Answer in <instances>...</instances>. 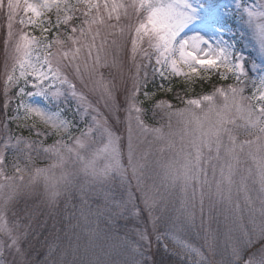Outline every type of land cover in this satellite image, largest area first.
Masks as SVG:
<instances>
[{
	"label": "snow or ice",
	"instance_id": "obj_1",
	"mask_svg": "<svg viewBox=\"0 0 264 264\" xmlns=\"http://www.w3.org/2000/svg\"><path fill=\"white\" fill-rule=\"evenodd\" d=\"M0 12V264H76L71 242L44 259L36 245L65 213L86 219L90 200L124 234L114 264H264V0H0ZM213 72L234 83L175 91ZM137 131L170 154L155 161L160 184L145 183ZM41 153L50 162L37 167Z\"/></svg>",
	"mask_w": 264,
	"mask_h": 264
},
{
	"label": "rangeland",
	"instance_id": "obj_2",
	"mask_svg": "<svg viewBox=\"0 0 264 264\" xmlns=\"http://www.w3.org/2000/svg\"><path fill=\"white\" fill-rule=\"evenodd\" d=\"M21 15H23V13H21ZM53 19H55L54 14H53ZM121 23L124 24V25H127L129 23H133L134 24L135 23V17L133 16L131 20H127V19L122 20ZM18 27H19V25H18ZM35 34L38 35L39 33L36 32ZM123 41L127 42V49H128V51L130 53L131 42H130V36L127 33V31L125 32V36L123 37ZM144 46L146 47L147 45L145 44ZM249 51H252L250 45L245 48L246 54ZM253 55H255L254 51H253ZM137 59L139 61L140 58L137 57ZM153 63H154V59H153ZM128 64L130 66L131 61H129ZM184 70L187 71L186 68ZM127 72H128V69L126 67L125 68V73L127 74ZM107 74H108L107 71H105V75L106 76H107ZM0 75L3 78V82H4V79H5V76H4V63L0 67ZM201 75L206 77L205 79H209L210 76H216L217 79L220 78L214 72L213 73H201ZM157 77L159 78V76H157ZM205 79H203V80H205ZM159 80H160V78H159ZM175 82L183 84L184 83L183 77H180V78H178V79L173 81V83H175ZM159 83H162V81L160 80ZM159 83H157V85ZM227 83H234V80L233 79H229V80H227L226 84ZM196 84H199V82L198 83L195 82L193 85L188 86V89L186 91V92H188L187 96H186V93H185L186 98H199L200 96H202L204 94L211 93L213 91V88L212 89L210 88L206 92L198 90L197 87L195 86ZM78 87H79V84H78ZM165 87H167V83L166 82H165ZM2 90H3V85H2L1 78H0V95L2 94ZM176 92H178L180 94V92L178 90H176ZM90 99H94V97H90ZM141 99H142V97H141ZM31 100L33 102H40L41 98L40 97H33V98H31ZM217 102L218 103L220 102L219 98H217ZM173 103L175 104L176 107H179V108H183L184 107L183 103L180 104V103H178L176 101H174ZM12 107L14 108L15 105L13 104ZM156 113L159 115L158 116V122L154 121L153 124L149 123V125L153 126V127H161V126H163L164 131L167 132L168 131V128H167L168 118H167V116L163 115L159 111H157ZM12 114H14V113H12ZM172 123H173L174 126L176 125V118L175 117L173 118ZM12 127L15 128V125H12ZM119 127L121 129V132L125 135V147H124V153L125 154H124V158H123V163H124L125 166H127L126 132H124V125H120ZM51 143H49V144H51ZM163 146H164L163 143L160 142V141H157L154 138V136L152 134H150V133H139L138 131L134 132V147L136 148L137 156H140V155H142L144 153H148L149 154L148 155V160L150 162V167H149V169L146 172V179H145V183L148 184V185H151L154 181L157 184L161 183V178H160L161 170L157 166L155 161L158 160V159L162 161V160L166 159L168 157V155H170L167 152H165V153H161L160 152V149ZM42 162L43 163L42 164L40 163L39 165H37V167H43V166L47 165L50 161L47 158H45V160H43ZM129 175H131L130 172H129ZM132 187H133V190H135V180L132 181ZM38 191L40 193L43 192V183L42 182L38 185ZM161 191H163V189H161ZM137 195H139V193H137ZM23 203H24V201L21 200L20 201V205L23 206ZM89 203L92 204L93 202L90 200ZM208 203H209V201L206 199L205 200L206 208L208 206ZM177 206H178V200H177ZM95 208H96V205H95V203H93L92 208H91V213H95ZM84 213H85L86 219L84 217L80 216V212L79 211L76 213L77 217H80L79 220H77L75 218H73L71 220H68L67 219L68 213H65V219H64L65 224H63V228L61 230L57 229L56 232L58 233L60 231V232H65L67 234H61V235H58V238H54L53 235H51L49 233H45V235L48 236V241H46L45 243L49 245V243L53 241V244H54L53 248H54L55 251H57V253H59V251L61 249H67L69 243L71 242V244L73 245V249L69 250V254L65 258L67 262H71L73 260L74 256L78 255L77 251L75 250L76 249V244H80L78 241L84 242L86 239H88L91 236V231H92L93 228H95V229L99 228V226H98L99 225V217H97L94 214H91L89 212V209H87V208L84 209ZM219 220H220L221 230L223 231V227H224V223H225L224 216L221 215L219 217ZM197 223H199V209H198V206H197ZM213 227H216V225L214 224ZM65 235H67V236H65ZM117 235H118L117 238L116 239L114 238L115 245L114 246H109L110 251H111L110 254H112L113 258L115 259V262H116V260L121 258L119 253L122 251L120 245L122 243L121 237H123L124 234L122 233L121 235H119V233H118ZM107 238H108V236H105L104 239L101 237V239L103 241L106 240ZM57 240H58V243H56ZM222 241H223V237L221 236V242ZM119 242H121V243L118 244ZM57 244L60 245L59 249L55 248V245H57ZM44 258H46V257H44ZM76 258L77 257L75 256V259ZM51 259L52 258L49 259V264H51Z\"/></svg>",
	"mask_w": 264,
	"mask_h": 264
},
{
	"label": "trees",
	"instance_id": "obj_3",
	"mask_svg": "<svg viewBox=\"0 0 264 264\" xmlns=\"http://www.w3.org/2000/svg\"><path fill=\"white\" fill-rule=\"evenodd\" d=\"M5 23H6L5 13L0 12V67L4 63L3 38H4V33H5V29H4ZM0 78L2 81V85H3V78L1 77V75H0ZM159 82H160L159 78L156 77L155 84ZM195 82L196 83L199 82V84L195 85L198 90L206 92L210 88L211 89L214 88V86H217L220 84H226L227 81H223L220 78L217 79L216 76H210L209 79L197 80ZM174 85L176 86L175 91L178 90L180 92V96L184 99H187L186 96L188 92H186L183 88L180 87V85L182 84L175 82ZM151 86L153 85L149 84V88H151ZM185 93H186V96H185ZM174 101L181 104L179 100H174ZM146 107L149 108L147 115L144 117L146 123L153 124L154 121L158 122L159 115L157 113L153 115V112L149 105H146ZM23 135L28 136L29 133L27 131H24ZM53 139L55 138L53 137L52 139L46 140V143L49 144L53 142ZM42 159L45 160V156L43 153H41L40 157L36 159V166L39 165L40 163L41 164L43 163ZM63 224H65V221H63ZM98 226H99L98 229H95V228L92 229L91 236L88 239H86L84 242L78 241L80 244H76V248L78 247L77 253L79 255V256L75 255L77 257L76 264H89V262H93V264H95L97 260L99 261V264H114L115 259L113 258L112 254H110L111 251H110L109 246H114L115 245L114 238L116 239L118 236L117 234L119 233V235H121L123 232H116L115 230H110L108 224L106 223V217L104 216L99 217ZM62 228H63V225L61 224L57 225V229L61 230ZM61 234H67V233L59 231L58 233L57 232L55 233V237L58 238V235H61ZM105 236H108V238L103 241L101 237L104 239ZM121 239H123V237H121ZM58 240L56 243H58ZM45 242L46 241L44 240V237H41L40 243L36 245V247L38 248L41 254L42 259H44L45 254L48 252V247H49V245L46 244ZM50 243L54 245L53 241ZM120 243L121 242H119L118 244ZM120 259L116 260V262L119 261Z\"/></svg>",
	"mask_w": 264,
	"mask_h": 264
}]
</instances>
